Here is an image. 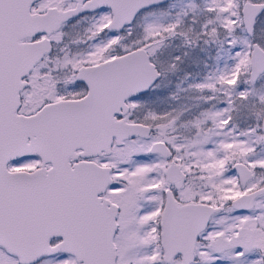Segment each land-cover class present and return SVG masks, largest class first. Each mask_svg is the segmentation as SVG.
Instances as JSON below:
<instances>
[{
    "label": "snow or ice",
    "instance_id": "snow-or-ice-1",
    "mask_svg": "<svg viewBox=\"0 0 264 264\" xmlns=\"http://www.w3.org/2000/svg\"><path fill=\"white\" fill-rule=\"evenodd\" d=\"M0 264H264V0H0Z\"/></svg>",
    "mask_w": 264,
    "mask_h": 264
},
{
    "label": "rangeland",
    "instance_id": "rangeland-1",
    "mask_svg": "<svg viewBox=\"0 0 264 264\" xmlns=\"http://www.w3.org/2000/svg\"><path fill=\"white\" fill-rule=\"evenodd\" d=\"M173 103H175V102H173ZM164 105H161V107H163Z\"/></svg>",
    "mask_w": 264,
    "mask_h": 264
}]
</instances>
